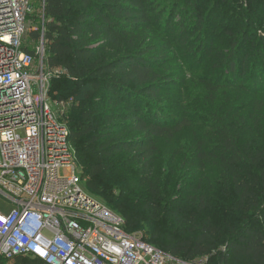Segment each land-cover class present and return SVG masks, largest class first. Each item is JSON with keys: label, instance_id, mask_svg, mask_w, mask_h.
I'll use <instances>...</instances> for the list:
<instances>
[{"label": "trees", "instance_id": "1", "mask_svg": "<svg viewBox=\"0 0 264 264\" xmlns=\"http://www.w3.org/2000/svg\"><path fill=\"white\" fill-rule=\"evenodd\" d=\"M221 5L244 17L239 35L228 32L232 42L224 60L240 98L227 106L216 96L210 104L202 100L195 110L209 125L201 135L200 116L171 118L164 93L176 81L164 69L174 48L194 57L196 49L206 53L196 40ZM262 5V0H46L47 61L66 71L53 79L50 94L54 100L74 99L67 118L70 143L88 193L100 194L98 178L120 183L125 173L113 167L114 158L126 154L139 181L121 185L117 198L108 197V208L123 218L130 234L141 233L146 223L143 240L185 262L264 264ZM30 35L37 40L40 32ZM248 67L251 80L245 84ZM67 82L69 93L53 97L56 85ZM78 109L83 112L75 120ZM191 150L186 176L172 171L161 182L162 159ZM214 189L231 201L218 219L211 216ZM13 264L44 263L18 257Z\"/></svg>", "mask_w": 264, "mask_h": 264}, {"label": "built area", "instance_id": "2", "mask_svg": "<svg viewBox=\"0 0 264 264\" xmlns=\"http://www.w3.org/2000/svg\"><path fill=\"white\" fill-rule=\"evenodd\" d=\"M34 2L37 28L29 20L32 0H0V264L18 257L44 264H208L185 262L128 233L123 218L86 190L70 143L74 99L50 94L53 79L66 71L48 64L46 0Z\"/></svg>", "mask_w": 264, "mask_h": 264}, {"label": "rangeland", "instance_id": "3", "mask_svg": "<svg viewBox=\"0 0 264 264\" xmlns=\"http://www.w3.org/2000/svg\"><path fill=\"white\" fill-rule=\"evenodd\" d=\"M262 7H264V0ZM32 9L34 14L29 17L32 20L31 27H40L41 22L37 18V11L39 10V3L32 0ZM209 11V5L204 6V14ZM213 11V10H212ZM244 17L240 15V11L234 7H225L223 5L219 6L216 12L212 13V18L207 24L206 31H204L200 37L196 40V43L204 44L206 46L205 51L199 52L196 49V56H189L185 54V50L182 48H174L170 52V56L167 60V65L164 69V73L168 74L171 80L176 81L173 84L167 85L165 91L164 103L168 104L170 109H172V117L174 121L184 113H188L190 116H196L198 119V132L202 135L206 132L208 128V122L206 121V116L201 115L199 110H195V107L199 106L200 103L205 102V104H210L215 99L220 100V104L228 105L229 103H234L236 98H240L239 92L235 93V87L237 84L230 79L228 71L224 66L225 57L230 50L229 42L232 39L229 37L231 33L240 34L244 29ZM190 30L194 29L195 20H190ZM260 29H264V18L261 16ZM192 31V30H191ZM235 35V34H233ZM199 36V35H198ZM191 45L194 44V40L197 38L192 37ZM206 43V44H205ZM209 56V57H207ZM250 67H248L247 76L244 78V83L248 84L250 79ZM65 74L58 75L60 78L65 77ZM59 78V79H60ZM230 85V86H228ZM220 89L219 93L212 91L213 89ZM71 90V83L67 82L65 84H58L55 87L52 94L53 97L59 96L61 93L66 95ZM206 100V101H205ZM240 101H238L239 103ZM204 104V103H203ZM82 109L75 110L74 118L77 120ZM194 151L191 150L188 153H183L181 155H171L167 158H163L161 161V169L159 173V178L161 182L167 180L168 175L174 171L176 174L183 172L185 177L188 173L187 167L191 164L194 158ZM114 168H120L121 172L125 173V176L121 179L120 183H110L105 184L102 178L95 180V184L99 186L100 194H93L96 200L100 201L106 207L112 209L111 205L107 202L108 197L117 198L119 194V188L121 185L134 179L136 182L139 181V177L134 176V171L137 169L128 158L126 154H121L114 158L113 163ZM179 167H184L178 169ZM180 176V175H179ZM92 180V179H91ZM87 190V189H86ZM210 204L212 206L211 216L218 219L226 209L231 205L230 199L224 195L220 190L214 189L211 192ZM217 223L227 222L228 220H214ZM147 224L143 223L141 226V233H138L141 237H144ZM224 248H220L214 253L219 254ZM215 259V257H214ZM211 264H215L213 259ZM200 261V260H198Z\"/></svg>", "mask_w": 264, "mask_h": 264}]
</instances>
